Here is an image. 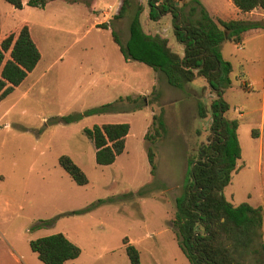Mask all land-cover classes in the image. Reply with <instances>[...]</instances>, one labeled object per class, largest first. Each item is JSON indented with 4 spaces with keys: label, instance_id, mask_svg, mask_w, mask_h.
Wrapping results in <instances>:
<instances>
[{
    "label": "rangeland",
    "instance_id": "rangeland-1",
    "mask_svg": "<svg viewBox=\"0 0 264 264\" xmlns=\"http://www.w3.org/2000/svg\"><path fill=\"white\" fill-rule=\"evenodd\" d=\"M22 1L18 10L0 0L1 35L28 23L42 59L0 102V229L11 242L0 237V264L14 262L11 244L28 264H44L30 242L58 233L81 250L79 258L66 264H132L126 239L139 250L140 264H190L173 220L190 161L209 140L210 115L199 116L200 104L209 108L215 97L208 83L197 79L178 90L161 73L124 59L112 30L125 44L138 4L148 9V0H131L119 19L122 0H56L44 9ZM263 17L258 33L244 35L240 43L224 42L223 58L233 67L232 85L224 92L230 105L226 117L240 123L242 149L224 194L234 205L247 202L264 209ZM146 18L145 12L148 29ZM172 43L177 46L174 37ZM103 106L110 107L72 123L63 121ZM161 113L167 133L156 137L152 121ZM111 123L131 125L126 150L113 165L98 166L84 129ZM62 156L82 169L87 185H78L65 171ZM262 234L264 242V223Z\"/></svg>",
    "mask_w": 264,
    "mask_h": 264
},
{
    "label": "trees",
    "instance_id": "trees-1",
    "mask_svg": "<svg viewBox=\"0 0 264 264\" xmlns=\"http://www.w3.org/2000/svg\"><path fill=\"white\" fill-rule=\"evenodd\" d=\"M5 1L15 9H23L22 0ZM52 1L56 0H30L28 5L44 9ZM130 2L121 1L117 19L125 15ZM233 3L243 13L255 9L264 11V0H233ZM147 6L148 9L138 4L125 44L112 30L114 42L124 59L143 63L161 73L167 84L178 90H184L197 79H204L215 95L209 108L203 104L199 106L200 118L207 115L211 118L209 140L202 146L200 156L190 161L182 193L175 200L173 230L179 246L190 264H248V259L252 264H264V209L247 202L234 205L224 194L238 170L242 149L238 138L240 123L226 117L230 105L224 99V92L232 85L233 67L222 55L224 42L240 43L245 32L260 28L261 23L215 21L198 0L190 3L148 0ZM145 12L147 22L172 17L173 33L176 41L184 46L183 55L162 32L145 27L142 20ZM1 27L0 11V102L26 81L42 59L28 23L18 32L4 36ZM108 107L89 110L84 115H71L63 121L72 123L84 116L104 112ZM152 126L156 137L166 135L163 113L153 117ZM130 131L129 123L96 124L84 129V134L94 145L98 166H111L117 161L126 150ZM148 138L147 133L145 140ZM148 158L151 173L156 176L152 148ZM60 164L78 185L89 183L86 174L69 156H62ZM125 244L131 263L140 264L139 250L127 239ZM30 247L44 264H66L81 255L80 248L63 233L32 240Z\"/></svg>",
    "mask_w": 264,
    "mask_h": 264
},
{
    "label": "crops",
    "instance_id": "crops-1",
    "mask_svg": "<svg viewBox=\"0 0 264 264\" xmlns=\"http://www.w3.org/2000/svg\"><path fill=\"white\" fill-rule=\"evenodd\" d=\"M199 1L202 4V6L208 11L210 16L213 19H215V21H217V20L251 21L252 20V22H258L260 15H264V11L261 9H255L252 12L243 13L234 5L233 0H199ZM183 2L187 3L188 1L183 0ZM263 19H264V17H263ZM164 21L170 22V25H168V24L164 25ZM150 23H151L150 21L147 22V24H149L148 30L153 31V32L154 31L155 32H157V31L162 32L164 35H166L169 38L171 44L173 45L172 38L174 37V39H175V36L173 33L172 17L171 16H165L160 22H152L155 24L153 27L150 26ZM160 25H163V26H160ZM259 31H261L260 28L249 30V31L245 32L242 37H244V35H246V34H249L250 32L258 33ZM170 35H172V36L170 37ZM176 43H177V46H174V45L173 46L175 47V49L180 54L183 55L184 54V46L179 44L177 41H176ZM223 49H224V43L222 45V55H223ZM0 237L3 240L9 241V238L7 237L5 232H3L1 229H0ZM11 245H12V248L14 251V252H12V256H13V260H14V262L12 264H28L27 261L25 260V257L21 254L20 251H18L16 249L15 245L14 244H11Z\"/></svg>",
    "mask_w": 264,
    "mask_h": 264
},
{
    "label": "built area",
    "instance_id": "built-area-1",
    "mask_svg": "<svg viewBox=\"0 0 264 264\" xmlns=\"http://www.w3.org/2000/svg\"><path fill=\"white\" fill-rule=\"evenodd\" d=\"M176 1H179V0H176Z\"/></svg>",
    "mask_w": 264,
    "mask_h": 264
}]
</instances>
